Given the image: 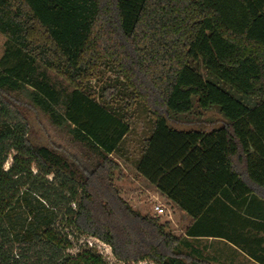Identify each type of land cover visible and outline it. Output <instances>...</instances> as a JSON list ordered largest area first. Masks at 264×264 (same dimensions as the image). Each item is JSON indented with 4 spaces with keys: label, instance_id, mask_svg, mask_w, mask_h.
I'll return each instance as SVG.
<instances>
[{
    "label": "trees",
    "instance_id": "16d2710c",
    "mask_svg": "<svg viewBox=\"0 0 264 264\" xmlns=\"http://www.w3.org/2000/svg\"><path fill=\"white\" fill-rule=\"evenodd\" d=\"M0 34V264H59L41 201L122 264H219L201 239L264 264V0H0ZM210 110L220 126H177ZM140 111L136 172L192 218L183 236L115 182Z\"/></svg>",
    "mask_w": 264,
    "mask_h": 264
},
{
    "label": "rangeland",
    "instance_id": "374dc122",
    "mask_svg": "<svg viewBox=\"0 0 264 264\" xmlns=\"http://www.w3.org/2000/svg\"><path fill=\"white\" fill-rule=\"evenodd\" d=\"M4 37L0 34V57L3 54ZM134 122L131 127L130 134L126 137L124 144V152L121 156H118V161L121 167V171L116 176V184L120 189L122 197L130 203V205L140 211L143 214H147L151 217H156L161 222H168L169 227L173 233L178 236H183L186 228L189 226L192 218L180 211L174 206L166 197L161 195L155 187L146 182L142 177L138 176L135 169V161L139 156L140 144L142 139L148 134L149 122L148 117L144 111L138 112L134 117ZM223 117L216 111L210 110L205 113L201 119H194L191 117L184 118L177 122V126L185 129L203 127L206 130H210L214 127L220 126L223 123ZM42 132L48 133L55 141L65 142V137L52 130L49 125L42 121ZM47 135V134H45ZM14 152L10 155L5 163V169H8L12 163ZM52 175L49 177L51 178ZM37 199V198H36ZM41 201V200H40ZM43 207L40 206L39 210H42L51 219L50 223L43 225L39 232L46 231L54 238L53 241L59 245L63 255L68 258V262L65 264H72L73 259L77 255L85 251L101 257L105 264H122L113 255L110 246L101 242L100 240L91 237L86 234L79 233L70 224V214L67 212L66 207L62 206L61 209H52L50 204L42 202ZM34 204H39L34 200ZM156 205H161L164 208L163 214H157L155 210ZM21 222L25 225L35 222L34 217L37 215V209L32 207L22 206L20 208ZM19 238L16 240L15 246H17L21 240V235H24V229H18ZM43 241L47 239V235L42 234ZM20 239V240H19ZM197 247L203 250V256L206 258H213L219 264H257L239 250H236L228 243L219 239H201L197 240ZM19 252V249H16ZM59 258V264L63 262V259ZM142 264H151L144 262Z\"/></svg>",
    "mask_w": 264,
    "mask_h": 264
},
{
    "label": "built area",
    "instance_id": "2783aa9c",
    "mask_svg": "<svg viewBox=\"0 0 264 264\" xmlns=\"http://www.w3.org/2000/svg\"><path fill=\"white\" fill-rule=\"evenodd\" d=\"M155 210L157 214H163L164 213V208L161 205H156Z\"/></svg>",
    "mask_w": 264,
    "mask_h": 264
},
{
    "label": "crops",
    "instance_id": "0c3cea01",
    "mask_svg": "<svg viewBox=\"0 0 264 264\" xmlns=\"http://www.w3.org/2000/svg\"><path fill=\"white\" fill-rule=\"evenodd\" d=\"M191 223V222H190ZM190 225V224H189Z\"/></svg>",
    "mask_w": 264,
    "mask_h": 264
}]
</instances>
